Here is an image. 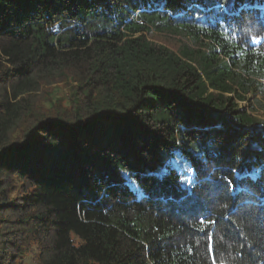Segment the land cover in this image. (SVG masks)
<instances>
[{"label": "trees", "instance_id": "1", "mask_svg": "<svg viewBox=\"0 0 264 264\" xmlns=\"http://www.w3.org/2000/svg\"><path fill=\"white\" fill-rule=\"evenodd\" d=\"M253 3L0 0V264H264Z\"/></svg>", "mask_w": 264, "mask_h": 264}, {"label": "rangeland", "instance_id": "2", "mask_svg": "<svg viewBox=\"0 0 264 264\" xmlns=\"http://www.w3.org/2000/svg\"><path fill=\"white\" fill-rule=\"evenodd\" d=\"M253 4L256 7L263 8L264 0H262V2H258L257 0H254ZM249 25H250L249 29H252L253 25L252 24H249ZM150 40H152L155 43L164 45V46L166 45L170 48L174 44H176V41L180 40V38L174 37V36L169 35L167 33L166 34L155 33V34H153V38ZM172 49H174V47ZM72 87H73V85L69 84V83L53 85L51 87H48L45 90L44 95L46 94V92L50 93V91H53V92H51L53 95L52 99L58 100L60 105H62L64 107H68L67 99L69 96H71V94L75 93L74 91H72ZM239 105L241 106L242 109H244L246 111L253 110L254 114L258 113V115H264V89H263L262 93L255 94V96L253 94L247 95L246 101L239 102ZM60 109H62L61 106H60ZM261 119L264 120V117H262ZM251 174L252 173H250V175ZM236 176H238V175H236ZM77 242L78 241L75 239V243H77Z\"/></svg>", "mask_w": 264, "mask_h": 264}, {"label": "snow or ice", "instance_id": "3", "mask_svg": "<svg viewBox=\"0 0 264 264\" xmlns=\"http://www.w3.org/2000/svg\"><path fill=\"white\" fill-rule=\"evenodd\" d=\"M261 171L262 170H256V171H254L252 174H251V179L252 180H257L259 177H260V174H261ZM166 174V172L165 171H162L161 173H160V175H165ZM226 180H227V178H225ZM183 182V181H182ZM228 186L229 187H231L232 186V182L231 181H228ZM204 222L203 221H201V224H203Z\"/></svg>", "mask_w": 264, "mask_h": 264}]
</instances>
